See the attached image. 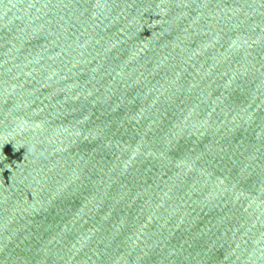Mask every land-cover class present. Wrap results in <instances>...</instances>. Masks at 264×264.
<instances>
[{"label":"water","instance_id":"95a60500","mask_svg":"<svg viewBox=\"0 0 264 264\" xmlns=\"http://www.w3.org/2000/svg\"><path fill=\"white\" fill-rule=\"evenodd\" d=\"M0 264H264V0H0Z\"/></svg>","mask_w":264,"mask_h":264}]
</instances>
